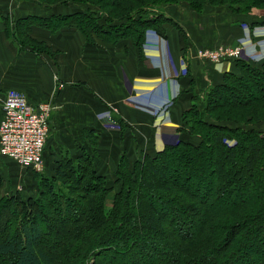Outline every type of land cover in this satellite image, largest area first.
Wrapping results in <instances>:
<instances>
[{"label": "trees", "instance_id": "trees-1", "mask_svg": "<svg viewBox=\"0 0 264 264\" xmlns=\"http://www.w3.org/2000/svg\"><path fill=\"white\" fill-rule=\"evenodd\" d=\"M36 2L76 4L82 10L69 15L27 16L12 30L0 9L9 38L21 49L39 46L29 37L33 27L52 33L76 28L89 44L96 40L118 44L129 39L141 47L148 32L165 35L163 24L177 25L164 15L169 6L187 2L200 11L205 4L231 5L240 13L264 9V0ZM96 7L101 14L93 10ZM233 62L242 75L226 74L221 85L205 92L202 108L195 105L186 113L181 131L193 141L179 140L133 164L125 158L114 180L99 175L94 156L86 152L76 160L64 157L54 176L26 169L38 175L41 185L37 202L29 199L30 207L23 206L24 202L21 205L17 197L2 196L0 182V260L60 264L59 251L63 260L78 264H114L127 257H131L130 264H137L133 258L137 256L143 261L152 259L147 264H264V239L260 238L264 132L249 127L264 122V62L260 67ZM250 88L254 93L248 98L239 96ZM225 122L236 125H223ZM228 139L236 140V145L229 146ZM180 159L172 166V161ZM128 169H134L135 177ZM116 186H122L121 190L115 191ZM223 200L225 205L217 208ZM155 205L164 209L158 212ZM4 213L9 221L2 220ZM50 234L55 241L45 246L43 239ZM163 246L170 249L168 256L162 254Z\"/></svg>", "mask_w": 264, "mask_h": 264}, {"label": "crops", "instance_id": "crops-1", "mask_svg": "<svg viewBox=\"0 0 264 264\" xmlns=\"http://www.w3.org/2000/svg\"><path fill=\"white\" fill-rule=\"evenodd\" d=\"M0 9L12 30L27 16L82 10L47 8L36 0H0ZM164 15L177 25L163 24L165 35L148 32L141 47L129 39L89 44L76 28L52 33L33 27L29 37L40 50L17 46L0 18V125L8 90L24 93L31 105L54 106L41 173L55 175L64 157L76 160L86 152L94 156L98 174L114 180L125 158L133 164L179 140L193 141L181 131L186 113L195 105L202 108L205 92L221 85L226 74L240 76L237 63L202 61L198 49L242 45L241 63L264 62V9L245 15L225 6L197 12L181 4L167 7ZM108 115L115 127L104 119ZM23 171L31 175L0 155V173L20 181Z\"/></svg>", "mask_w": 264, "mask_h": 264}, {"label": "built area", "instance_id": "built-area-1", "mask_svg": "<svg viewBox=\"0 0 264 264\" xmlns=\"http://www.w3.org/2000/svg\"><path fill=\"white\" fill-rule=\"evenodd\" d=\"M244 46H221L217 49H198L197 58L210 63L241 60ZM3 120L0 125V155L24 169L44 170V150L50 133V119L54 109L50 103L31 105L26 95L8 90L3 100ZM107 121L115 127L114 119Z\"/></svg>", "mask_w": 264, "mask_h": 264}, {"label": "rangeland", "instance_id": "rangeland-1", "mask_svg": "<svg viewBox=\"0 0 264 264\" xmlns=\"http://www.w3.org/2000/svg\"><path fill=\"white\" fill-rule=\"evenodd\" d=\"M38 4L39 5H42L44 7H47V8H53V7H57V6H63V5L48 6L46 4H40V3H38ZM181 4L187 5L188 7H190L191 9H193V10H195L197 12H201L202 11V10H200V11L196 10L195 8H193L187 2L186 3H180L178 5H181ZM69 5H70V7H73V8L76 7V6H80V5H76V4H69ZM207 5H209V4H205L204 7L207 6ZM84 6L86 8L89 7V5H84ZM221 6L228 7L232 11H234L235 13L245 14V15H250V14L253 13V10L257 9V8H253L248 13H240V12H238V8L237 7H232L231 5H221ZM93 10L95 12H99L101 14V11H100L99 8L96 7V8H93ZM160 13L162 14V11ZM233 46H231V47H233ZM236 46H238V45H236ZM219 47H221V46H218L215 49H217ZM241 73L242 72L240 71V76L242 75ZM253 93H254V90L250 88V89H247L244 92H239V96L242 97V98H248ZM104 119L107 120V116H105ZM226 124H228V123L227 122L223 123V125H226ZM228 125H231V127H234L236 124L235 123H229ZM249 127L250 128L254 127L259 132H262V133L264 132V122L260 123L258 126L249 125ZM226 143L229 146H234V145H236V140L228 139V140H226ZM172 162H174L172 164V166H176L179 162H181V159L180 160H177V161H172ZM128 171H129L128 172L129 174L132 173V176L135 177V173H134L135 171H134V169H128ZM37 173H39V172H37ZM23 175L26 176L25 179L24 180L17 181L16 179L11 178L9 175H5L4 172H1L0 173V182L3 184L2 196H7L9 198H15V197H17L19 199L18 200L19 203L24 202L23 206L30 207V205H29V201L30 200L29 199L34 200L33 202H37V199L39 197L40 190H41V188H40L41 185H40V182L37 181V179H38V175L37 174L36 175L31 174V175H29L27 177V173L23 171ZM52 176H54V175H52ZM166 177H168V176L166 175ZM30 179H32V180H30ZM157 180H159V179H157ZM115 188H116L115 191H120L121 188H122V186H116ZM61 202L62 203L64 202V197L61 199ZM217 204H218L217 208L218 207H222L223 205H225V200L220 201ZM21 205H22V203H21ZM154 207L157 209L158 212H161V209H164V208L160 207L159 205H155ZM1 210H4V209H1ZM2 213H3V211H2ZM2 215H3L2 220L5 221L7 219L9 221V218L5 215V213L2 214ZM61 215H63V213H61ZM72 219L73 218H70L69 221H71ZM181 219H182V217H181ZM167 220L168 221L170 220V215H168ZM198 224H199V222L196 223V224H194L193 227H191V233L195 232V230L198 227ZM260 226H261L260 238L264 239V220L261 221ZM57 230H58V232H61L60 229H57ZM182 235L183 234L176 233V236H182ZM54 241H55L54 234H50V235L44 237L43 244L45 246H52L53 243H54ZM162 248H163L162 250L164 252V253L162 252V254L164 255V257L165 256H168L170 254V252H171L170 249H168L166 246H163ZM95 251L97 253L98 250H95ZM57 253H58V259L60 261V264H78L76 261L69 262V261L63 260L62 259V255L59 253V251ZM111 256H113V254ZM115 257H116V255H114V258ZM91 258H93V257H91ZM133 258L136 260V263L137 264H147V262H149V261L152 260V259L151 260L150 259H146V260L143 261L139 256L133 257ZM130 259H131V257H127L126 259H123L122 261H120V260L117 259V260H115L114 264H125V263L130 264V263H132ZM0 264H13V261L11 259H8V258H2L0 260Z\"/></svg>", "mask_w": 264, "mask_h": 264}]
</instances>
